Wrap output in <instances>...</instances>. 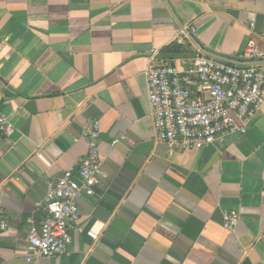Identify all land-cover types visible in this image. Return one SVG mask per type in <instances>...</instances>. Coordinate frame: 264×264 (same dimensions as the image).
Segmentation results:
<instances>
[{"label":"crops","instance_id":"crops-1","mask_svg":"<svg viewBox=\"0 0 264 264\" xmlns=\"http://www.w3.org/2000/svg\"><path fill=\"white\" fill-rule=\"evenodd\" d=\"M248 41L264 49V0H0V110L15 127L0 134V264H264V103L245 133L171 152L154 139L144 74L153 54L182 71ZM91 118L95 192L78 200L68 252L27 261L35 204L77 170ZM225 210L239 214L231 229Z\"/></svg>","mask_w":264,"mask_h":264},{"label":"built area","instance_id":"built-area-1","mask_svg":"<svg viewBox=\"0 0 264 264\" xmlns=\"http://www.w3.org/2000/svg\"><path fill=\"white\" fill-rule=\"evenodd\" d=\"M196 35L191 25L180 31L177 40ZM144 74L154 139L167 144L171 152L201 148L224 134L245 133L264 103V49L254 41H248L236 59L197 52L182 71L158 62L153 54ZM99 128L98 118L88 120L82 133L88 149L77 170H65L60 178L49 180L44 198L36 202L45 215L38 229L27 232V261L68 252L70 231L80 216L78 200L94 194L101 176ZM14 131L0 110V134L10 136ZM118 141L114 138L111 145ZM238 220L236 210L223 211L224 228H233ZM6 228V220L0 217V232ZM100 231L94 223L87 234L96 240Z\"/></svg>","mask_w":264,"mask_h":264},{"label":"trees","instance_id":"trees-1","mask_svg":"<svg viewBox=\"0 0 264 264\" xmlns=\"http://www.w3.org/2000/svg\"><path fill=\"white\" fill-rule=\"evenodd\" d=\"M178 48H179L178 44H175V43H174V44L168 46V47L166 48V50H167V51H176V50H179Z\"/></svg>","mask_w":264,"mask_h":264}]
</instances>
